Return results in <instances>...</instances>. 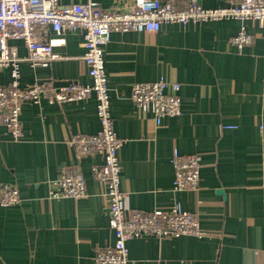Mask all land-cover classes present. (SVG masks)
Masks as SVG:
<instances>
[{"label":"crops","instance_id":"obj_1","mask_svg":"<svg viewBox=\"0 0 264 264\" xmlns=\"http://www.w3.org/2000/svg\"><path fill=\"white\" fill-rule=\"evenodd\" d=\"M97 2L103 7L133 0ZM222 7L225 0H198ZM241 22L163 24L156 32L113 31L105 46L114 129L126 211L168 209L180 203L199 215L203 236L130 239L128 264H264V30L249 21L252 45L239 50L230 38ZM51 35L55 36L51 30ZM49 66L21 62V83L89 84L81 32H67ZM20 57L28 49L10 39ZM161 77L181 83L182 113L157 125L131 99L136 81ZM10 81L0 68V84ZM23 137L14 141L0 126V185L19 189L17 205L0 206V264H94L115 234L104 185L95 180L96 155L77 156L70 139L100 130L96 99L59 103L44 98L22 108ZM231 125L232 128H225ZM202 157L198 190L175 191L174 150ZM86 176L81 199L48 197L50 179L70 167Z\"/></svg>","mask_w":264,"mask_h":264},{"label":"built area","instance_id":"obj_2","mask_svg":"<svg viewBox=\"0 0 264 264\" xmlns=\"http://www.w3.org/2000/svg\"><path fill=\"white\" fill-rule=\"evenodd\" d=\"M222 7H204L198 0H133L131 4L103 7L97 2L60 3L59 0H0V68H9L10 81L0 84V126L14 141L23 137L22 108L25 103H40L47 98L59 103L94 96L100 130L94 134L76 133L70 142L77 156L96 155L101 162L92 167L95 180L104 185L110 227L115 240L97 251L94 264H128V241L145 235L164 238L181 235L203 236L199 215L183 209L180 203L168 209L132 211L125 208V192L121 187L122 166L119 149L124 140L114 129L105 46L113 31L158 32L163 24L217 21L224 18L240 20L231 45L242 50L252 45L255 35L248 22L255 21L264 30V0H225ZM51 30L55 36L51 35ZM81 32L85 52L82 59L88 67L89 84L55 85L51 82L21 83V62L47 67L60 57L55 47L65 43L67 32ZM10 39H22L28 49L20 57ZM181 83L161 77L155 81H136L131 99L143 113L151 114L157 125L165 117L182 113ZM232 128L227 125L225 128ZM175 191L198 190L201 182L202 157L198 153L182 154L174 150ZM52 199H81L87 195L86 176L76 166L65 169L48 181ZM17 187L0 185V206L19 204Z\"/></svg>","mask_w":264,"mask_h":264}]
</instances>
